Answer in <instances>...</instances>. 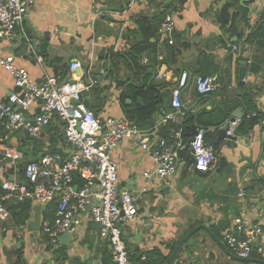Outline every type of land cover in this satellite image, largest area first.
Segmentation results:
<instances>
[{
	"label": "crops",
	"instance_id": "1",
	"mask_svg": "<svg viewBox=\"0 0 264 264\" xmlns=\"http://www.w3.org/2000/svg\"><path fill=\"white\" fill-rule=\"evenodd\" d=\"M34 1L22 29H16L14 38L0 39V58L13 56L16 64L26 69L35 83H41L44 75L67 78L69 64L74 60L82 62L80 80L85 83L89 77L95 82L92 88L83 92L86 94H82V103L101 121L109 117L126 119L120 94L127 90V85L146 84L160 88V94H171L182 71L191 75L181 94L186 111L184 127L194 124V117L201 111L205 113L198 121L215 122L213 111L219 108L226 117L223 124L237 109L244 115L247 107L244 99L238 97L243 94L250 95L255 108L264 105V0H238L230 8V14L238 13L235 21H230L227 26L229 29L234 25L232 34L226 33L216 22L219 11H215V6L222 0H172L171 3L177 6L171 11L177 29L174 44L168 43L167 37L160 33V25H156V35L141 46L138 61L150 77L146 81L144 74L134 77L133 66L127 68L123 60L117 61L113 56L118 53L129 59L128 51L144 42L137 22L141 17H147L146 21L152 24L150 21L157 11L154 5H149L147 0ZM227 3L225 0L222 8ZM248 7L252 10L250 14ZM242 10L246 11V20L242 18ZM258 27L263 31L247 43L248 35ZM45 33L50 35L49 48L44 54L38 52L33 63L25 56L27 41L36 37L41 43ZM233 46L239 50L233 51ZM239 61L247 62L242 85L237 79ZM114 64L117 71L113 69ZM193 76H209L215 81L224 79L226 90L217 84L213 93L199 95L193 85ZM12 92L20 91L14 88L10 74L0 67V102ZM126 100L132 102L130 105L125 103L127 106L139 105L132 97ZM3 125L5 121L0 119V132ZM163 127L155 119L146 131L162 136ZM22 136L20 133L13 136L8 130L5 135L7 147H14L15 142L24 147L28 141L23 143ZM216 136L213 132L205 139L209 144ZM234 138L230 146L224 142L211 146L220 163L204 173L194 171L191 154L186 149L187 154L180 156L177 172L167 179L168 186L156 177H143L144 172L154 170L149 155L153 146L150 151H144L132 140H123L117 145L112 158L117 165L118 189L136 197L138 212L136 221L121 226L132 263L141 264L146 254L153 251L169 259L178 241L191 229L206 226L208 231L201 229L183 243L175 257L176 264H264V211L253 206L257 202L260 182L252 189L250 185L255 183L252 174L243 178L238 176L244 165V162L240 163V155L264 163V130L247 122L236 131ZM36 142L41 145L35 150L37 154L49 143L57 145L63 151L61 155H66L63 128L57 119L43 129ZM25 155L34 158L30 151ZM17 165L14 171L0 168L1 183L21 179L23 168L20 163ZM257 176L264 177V168L258 169ZM241 190L243 197L238 196ZM30 205V219L24 225H17L11 215L9 220L0 223V264H13L15 254L20 250L22 264H104L107 261L109 248L87 210L82 213L80 226L70 244L58 242L50 246L41 235L40 226L37 232H31L27 225L37 210L42 222L44 211L55 203L45 207L35 203ZM241 213L263 230V235L253 243L252 255L246 262L239 261L224 240L226 234L235 232L233 222ZM64 253L66 258L62 260ZM139 257L141 260L137 262Z\"/></svg>",
	"mask_w": 264,
	"mask_h": 264
},
{
	"label": "built area",
	"instance_id": "2",
	"mask_svg": "<svg viewBox=\"0 0 264 264\" xmlns=\"http://www.w3.org/2000/svg\"><path fill=\"white\" fill-rule=\"evenodd\" d=\"M34 2L0 0V39L14 38ZM174 16L173 12L167 13L160 24V33L167 37L170 45L174 44L173 36L177 30ZM238 50L233 46V51ZM0 67L10 74L14 88L20 91L10 93L0 102V119L5 121L6 129L24 131L30 140L37 141L43 129L57 119L62 124L66 147V155L52 153L35 159L25 165L21 179L1 183L0 223L9 220V205L29 201L45 207L55 203L54 219H43L40 224L41 235L48 240V245L54 246L61 235L77 233L82 213L89 206L90 219L99 226V235L109 248L110 264H139L129 260L121 228L123 223L137 219L136 197L118 189L117 165L112 153L123 140L134 141L144 151H150L153 146L149 155L154 170L144 172L143 177H156L168 186L167 179L177 172L180 151L185 148L186 111L181 94L188 85L190 73L182 71L171 92L169 107L160 122L167 128V137H164L142 130L127 119L99 120L82 103L83 92L92 88L95 82L88 77L83 83L79 76L71 75L84 67L78 60L69 64L67 78L44 75L41 83H35L11 55L0 58ZM70 77L74 79L73 83ZM192 80L199 95L211 94L216 89L212 77L193 76ZM242 121L264 130V105L228 121L226 135L234 136ZM189 152L194 171L204 173L216 166L215 152L207 143L203 130L197 131ZM19 160L15 147H0V168L14 171ZM238 196L243 197L242 190ZM233 227L235 232L225 235V243L235 257L249 259L253 243L263 235V230L260 225L252 224L244 213L234 219Z\"/></svg>",
	"mask_w": 264,
	"mask_h": 264
},
{
	"label": "trees",
	"instance_id": "3",
	"mask_svg": "<svg viewBox=\"0 0 264 264\" xmlns=\"http://www.w3.org/2000/svg\"><path fill=\"white\" fill-rule=\"evenodd\" d=\"M164 1L165 0H147L149 5H154V7L157 8V11L152 16V20L150 21L152 24H150L149 22L146 21V19H148L147 17H141L138 20V22H137L138 29H140L141 36L143 37L144 42L140 43L139 45H136L135 47H132L128 51L127 55L129 57V59H125L122 55H119L118 53H116L113 56V58L116 57L117 61L123 60V63H124V65L127 66V68H131V65H132L133 68H131V69L135 70L134 74H133L134 77L135 76L137 77L141 74H144L145 75V81H146V78L148 80L150 77L146 73V70L139 64V61H138L139 54L142 51L141 46L147 42L149 37L156 35L157 26L162 23L166 14L173 11V10L175 11V9H177L176 3L175 4L171 3L165 9H160V7L164 3ZM237 1L238 0H228V3L215 16L216 22L219 23L222 26V28L224 29V31L228 34L234 33V30H235L234 25H232L229 29L227 28V26L229 25L230 21H235V19L238 16V13L230 14V12H229L230 8H232V6H234V4H236ZM242 13H243L242 18L245 19L246 11L242 10ZM262 31H263V29L261 27H258L255 31H252L248 35L246 42L251 43V41L253 39H255L256 34L258 32L261 33ZM237 60H239V59H237ZM114 67H115V64L113 66V69L115 71H117ZM233 74L236 77V71ZM223 80L224 79L219 78L218 80L215 81L216 89H217V84H218V85H220L222 90L223 89L226 90V86L223 85ZM145 81H143V82L145 83ZM235 83L237 84L236 81H235ZM239 89H241V86L239 87ZM160 90H161L160 88H154L152 86H147L146 84H142L138 87H134L132 84L127 85V90L126 91L123 90L120 94V105H121L122 110L124 112L125 118L128 121L136 123L140 128L143 126L150 127L152 125V115L155 112V107L160 101V96H159ZM222 90H218V91H222ZM129 97H132L136 100L138 98H140L143 105L142 106L136 105L134 107L125 105V101ZM238 97L244 99V103L247 107L246 112L255 109V106L252 103V100L250 99V95L243 94V95L238 96ZM213 113H214V116L212 118L214 119L215 122H213L212 120H209V121L206 120V121L202 122L200 120L199 122L202 124V126H204V127H218L224 123V120L226 119V117L223 115L221 110H219V108H217L215 111H213ZM245 123H247V122L242 121V123L240 124L238 129L245 126ZM191 126H188V124H187V126L185 125V127H184L183 137H184L185 141L187 140V134L189 133V129ZM165 128L166 127H163L161 135L167 137V128L166 129ZM10 132L13 136H16L18 133L22 134L23 135L22 136V138H23L22 142L23 143L30 140V137L24 131H10ZM40 146L41 145L40 144L38 145L37 142L35 141V150H37V148H39ZM187 152L188 151L186 149L180 151V156L187 154ZM25 154H24V156H26ZM32 161H35V158L29 159L28 163L32 162ZM219 163H220V161H219ZM221 164L223 165L225 163L222 162ZM21 174H22V171H21ZM77 182L80 183V181L78 179H77ZM0 186H1V182H0ZM9 211H10L11 217L14 219V221H15V223H17V225H24L30 219V211H31L30 202L24 201V202L12 204L9 206ZM55 211H56V205L55 206L54 205L49 206L46 209V211H44V213H43V219H49V220L54 219ZM141 257L138 258L137 262H140ZM65 258H66V255L64 253L61 259L65 260ZM106 259H107V261L104 264H110V256H107ZM167 260H168V257H163L157 251H153L152 253L146 254L145 259L143 261H141V264H164ZM13 264H22V250L18 251L15 254V259H14Z\"/></svg>",
	"mask_w": 264,
	"mask_h": 264
},
{
	"label": "water",
	"instance_id": "4",
	"mask_svg": "<svg viewBox=\"0 0 264 264\" xmlns=\"http://www.w3.org/2000/svg\"><path fill=\"white\" fill-rule=\"evenodd\" d=\"M171 1L172 0L164 1L162 6L160 7V9H165L169 4H171ZM224 3H225V0H222L219 5L215 6V11H221ZM247 9H248V13L250 14L252 11L251 8L248 7ZM43 39H44V41L41 43L37 42L36 37L27 41L28 46L25 49L26 50L25 56L30 58L33 63L36 62L35 56L38 52L41 54H44V53H46V51L49 48L50 35L48 33H45L43 35ZM181 53H183V52L181 51ZM238 65H239V68H238L237 79H238L239 85H242L244 83V77H245L247 62L246 61H239ZM71 75L72 76H75V75L80 76L81 70H75L74 73H72ZM70 82L73 83L74 79L73 78L70 79ZM85 94L86 93H83V95H85ZM170 99H171V94L169 92L160 94V101L155 107V112L152 115V121H154L155 119H158L160 122L162 121L163 114L167 111V109L169 107ZM125 103L127 105H130L132 102L130 100H126ZM137 104H139L141 106L143 105L140 98L137 99ZM204 113H205L204 111H201V113L198 116L194 117V124L189 129V133L187 134V140H186L184 149H187L190 151V143L192 142L194 136L196 135V133L199 129L204 131L205 137H210L213 132H216L217 136L213 141L209 142L210 146H217L218 142H224L227 146H230V143L232 141H234L235 138H234V136H227L226 135V131H227L226 123H227V121L225 124H222L218 127H204L198 121L199 116L201 114H204ZM242 115H243V112L240 109H237L232 114V117L229 119V121L233 120L235 118H241ZM7 133H8V130L6 129L5 125H3V131L0 132V147L7 148V146H9L5 140V135ZM14 147L16 148L17 155H18L19 159H23L24 154L28 151H30L32 153L33 157L36 160H39L40 158H42L46 155H50L52 153L63 154V151L61 148L57 147V145H55V144L50 145L49 143L46 144V149L42 153L37 154L35 152V141H33V140H29L24 147H20L15 142ZM215 156H216V160H217L216 165H218L219 161L217 159V155L215 154ZM191 161L193 162L192 155H191ZM242 162H244V165L241 167L238 176H239V178H243L244 176H247L248 174H252L255 178V183H252L250 185L252 189L254 188V185H256L258 183V181L260 182L261 188H260L259 193L257 195V202L254 203L253 206L259 210L264 211V177L259 178V176H257L258 169L264 168V163L261 164L260 160H256L255 162H253L252 157H250V156L244 157L243 155H240V163H242ZM17 168H19V165H17ZM10 181H11V179H10ZM86 210L89 211V206L86 208ZM40 223H41L40 211L37 210L36 214L34 215V219L28 223L27 228L31 232H37L39 230ZM201 229L208 231V228L206 226L194 227L182 239H180L178 241L177 245L175 246L173 253L171 254V256L169 257V259L166 261L165 264H176L175 257L177 255L180 247L183 245V243L189 237H191L195 232H197ZM71 241H72V236L67 234V233L61 235L58 238V242L61 244H70ZM237 259L241 262H246L249 260V259H239V258H237Z\"/></svg>",
	"mask_w": 264,
	"mask_h": 264
},
{
	"label": "rangeland",
	"instance_id": "5",
	"mask_svg": "<svg viewBox=\"0 0 264 264\" xmlns=\"http://www.w3.org/2000/svg\"><path fill=\"white\" fill-rule=\"evenodd\" d=\"M142 128V130H148V126H143V127H141ZM27 160H29V157H27V156H24V159H20L19 161H18V163H20L21 164V166H22V168H24L25 167V165H27L28 164V161Z\"/></svg>",
	"mask_w": 264,
	"mask_h": 264
}]
</instances>
